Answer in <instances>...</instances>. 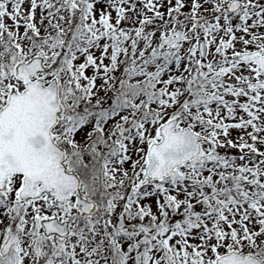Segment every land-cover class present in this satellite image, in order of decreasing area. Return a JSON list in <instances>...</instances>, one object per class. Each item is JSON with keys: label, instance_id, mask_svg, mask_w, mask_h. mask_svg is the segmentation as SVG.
<instances>
[{"label": "snow or ice", "instance_id": "obj_1", "mask_svg": "<svg viewBox=\"0 0 264 264\" xmlns=\"http://www.w3.org/2000/svg\"><path fill=\"white\" fill-rule=\"evenodd\" d=\"M0 264H264V0H0Z\"/></svg>", "mask_w": 264, "mask_h": 264}]
</instances>
